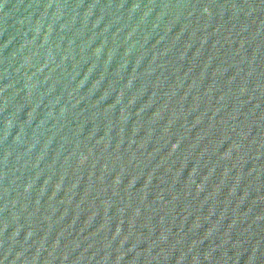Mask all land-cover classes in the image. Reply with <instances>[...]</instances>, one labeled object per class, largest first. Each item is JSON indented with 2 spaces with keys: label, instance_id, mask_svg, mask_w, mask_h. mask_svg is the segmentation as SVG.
<instances>
[{
  "label": "water",
  "instance_id": "1",
  "mask_svg": "<svg viewBox=\"0 0 264 264\" xmlns=\"http://www.w3.org/2000/svg\"><path fill=\"white\" fill-rule=\"evenodd\" d=\"M0 264H264V0H0Z\"/></svg>",
  "mask_w": 264,
  "mask_h": 264
}]
</instances>
